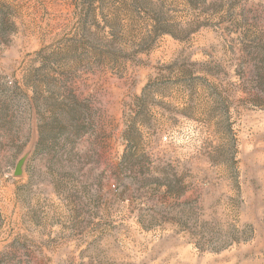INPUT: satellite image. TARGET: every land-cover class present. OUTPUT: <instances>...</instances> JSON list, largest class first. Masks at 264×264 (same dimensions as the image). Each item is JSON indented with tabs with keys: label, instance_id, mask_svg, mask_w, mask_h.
I'll return each mask as SVG.
<instances>
[{
	"label": "rangeland",
	"instance_id": "rangeland-1",
	"mask_svg": "<svg viewBox=\"0 0 264 264\" xmlns=\"http://www.w3.org/2000/svg\"><path fill=\"white\" fill-rule=\"evenodd\" d=\"M0 264H264V0H0Z\"/></svg>",
	"mask_w": 264,
	"mask_h": 264
},
{
	"label": "water",
	"instance_id": "water-1",
	"mask_svg": "<svg viewBox=\"0 0 264 264\" xmlns=\"http://www.w3.org/2000/svg\"><path fill=\"white\" fill-rule=\"evenodd\" d=\"M25 161H26V157L22 158V159L19 161V163H18V165H17V167H16V170H15V176H20V175H22V173H23V166H24V164H25Z\"/></svg>",
	"mask_w": 264,
	"mask_h": 264
}]
</instances>
